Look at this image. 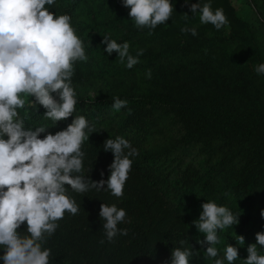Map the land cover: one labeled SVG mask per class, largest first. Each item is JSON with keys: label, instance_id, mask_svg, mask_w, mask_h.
<instances>
[{"label": "trees", "instance_id": "1", "mask_svg": "<svg viewBox=\"0 0 264 264\" xmlns=\"http://www.w3.org/2000/svg\"><path fill=\"white\" fill-rule=\"evenodd\" d=\"M170 2V19L151 35L135 26L122 0H55L45 5L71 19L77 12L86 13L80 39L88 59L73 62V115L56 124L44 117L42 106L28 107L26 102L18 109L26 126L43 125L55 134L75 116H85L96 132L85 129L82 174L94 181L110 176L114 154L103 150L105 140L121 136L138 151L130 157L132 167L120 198L106 190L78 194L66 185L78 213L66 211L42 245L51 249L49 264H171L176 247L200 252L189 257V264H215L228 244L238 249L232 264H245L248 246L257 243L258 232L264 233V74L254 71L264 63L259 38L264 20L257 26L248 22L230 0H190L210 3L213 11L223 9L228 23L217 30L201 24L185 0ZM184 27H194L197 35L182 32ZM106 35L117 43L129 42L133 56L143 49L139 62L128 69L118 53L104 52ZM90 90L93 95H88ZM113 97L126 100V107L115 111ZM207 201L226 206L239 223L218 230L219 255L206 260L210 245L197 243L206 235L193 221ZM102 203L126 210L125 222L117 227L127 229L128 235L107 240L99 216ZM18 232H26V222ZM240 236L244 243L238 242ZM182 239L184 246L179 245ZM256 247L264 255V247ZM224 264L229 262L225 259Z\"/></svg>", "mask_w": 264, "mask_h": 264}, {"label": "clouds", "instance_id": "2", "mask_svg": "<svg viewBox=\"0 0 264 264\" xmlns=\"http://www.w3.org/2000/svg\"><path fill=\"white\" fill-rule=\"evenodd\" d=\"M122 2L130 9L128 15L135 26L149 29V35L151 30L167 22L173 12L170 0ZM54 3L55 0H0V245L4 246L0 259L4 264H49L51 249L42 245L55 233L59 226L56 222L64 218L66 211L72 215L78 213L75 200L66 194V185L78 194L92 189L106 190L120 198L132 167L130 157L138 155L137 149L121 136L105 140L103 150L114 154V161L109 165L110 176L107 180L94 181L82 174L85 152L81 146L88 138L85 129L96 132L85 116H75L65 129L53 134L47 131L50 127L26 126L25 117L18 112L26 107V99L22 97L31 98L27 101L28 107L42 106L44 117L56 124L75 111L77 99L71 86L73 62L86 61L88 57L70 23L71 17L57 16L45 8L46 4ZM185 3L190 5L192 13L199 14L201 24H211L220 30L228 23L221 8L213 11L210 3L201 5L190 0ZM181 31L197 35L194 27H184ZM102 43L107 45L104 52L109 56L118 53L119 61L126 60L128 69L143 55V49L136 56L131 55L129 42L117 43L107 35L103 36ZM254 71L264 74V63L256 65ZM112 100L115 111L127 105L119 97ZM201 207L203 211L193 224L206 235L197 243L202 247L210 245L204 255L207 260L219 255L215 247L219 243L218 230L238 224L239 217L213 201ZM99 216L109 242L117 234L128 235L127 229L117 227L118 223L125 222V209L102 203ZM25 222L26 232H18ZM256 241L247 248L249 255L245 264H264V255H259L256 247H264V233L258 232ZM238 242L244 243V237L240 236ZM185 243L186 239L179 241L180 246ZM199 254L192 247H176L171 253V264H189V257H199ZM225 259L229 264L238 259L237 247L228 244L224 257L215 259V264H224Z\"/></svg>", "mask_w": 264, "mask_h": 264}, {"label": "rangeland", "instance_id": "3", "mask_svg": "<svg viewBox=\"0 0 264 264\" xmlns=\"http://www.w3.org/2000/svg\"><path fill=\"white\" fill-rule=\"evenodd\" d=\"M230 1L236 13L245 20H247L248 22L257 26L260 24V21L264 20V0H230ZM101 8L104 9V6H102ZM197 15L199 16V14ZM105 16L110 17V15L108 14H105ZM86 19H87L86 13L81 14L77 12L74 15V17L70 20V23L72 24V27L74 28L79 38H82L80 26L85 23ZM226 30H228L227 26H226ZM259 38L261 39V43L264 49V29L261 30ZM229 52H230V46L227 50V54L225 55V59L227 60L226 62H229L228 61ZM88 95H93L92 90L88 91ZM22 98H25L26 102L31 99L30 97H22Z\"/></svg>", "mask_w": 264, "mask_h": 264}]
</instances>
